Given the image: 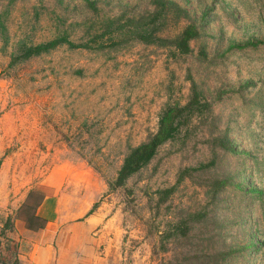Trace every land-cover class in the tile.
<instances>
[{
    "label": "rangeland",
    "instance_id": "obj_1",
    "mask_svg": "<svg viewBox=\"0 0 264 264\" xmlns=\"http://www.w3.org/2000/svg\"><path fill=\"white\" fill-rule=\"evenodd\" d=\"M161 7L159 42L87 43ZM188 25L198 35L175 54ZM58 34L87 48L13 60L22 44ZM191 84L207 111L109 189L126 152L188 101ZM57 205L97 218L104 264H264V0H0L3 264L16 258V229L40 227L41 208ZM194 213L202 220L174 234Z\"/></svg>",
    "mask_w": 264,
    "mask_h": 264
},
{
    "label": "trees",
    "instance_id": "obj_2",
    "mask_svg": "<svg viewBox=\"0 0 264 264\" xmlns=\"http://www.w3.org/2000/svg\"><path fill=\"white\" fill-rule=\"evenodd\" d=\"M159 15L163 16L162 7L158 8L155 13L147 15L146 17H138L134 20L126 19L123 22L117 21L116 28L103 30L100 34L92 36L87 43L97 44L98 48H112L128 41H139L145 44L159 42L161 39L156 36V22L158 21ZM121 29L123 32L120 33L119 31ZM197 35L198 32L192 25L186 26L174 40L172 51L178 55L188 54L189 42L196 38ZM63 45L69 49L87 48V44H84V42L83 44H73L68 40L65 34H58L54 38L44 42L28 45L22 44L20 53L15 56L13 60L23 61L32 57H38ZM207 109V102L196 90L195 86L191 84L188 101L183 106L166 107L158 116L156 131L145 142L130 148L126 152L114 180L108 185L109 189L112 190L122 187L129 177L148 164L160 145L167 141H172L179 133L180 128L184 127L193 115L201 114L207 111ZM201 167L202 166L187 168L183 170V172L186 173L187 171ZM173 190L174 186H171L159 193L167 197ZM91 211L92 209L88 211V214H90ZM202 218V213L188 215L187 219L176 222L172 227V231L174 234L184 237L188 230L186 226L187 221L196 223L200 222ZM0 264H3L2 261H0ZM12 264H18L16 258Z\"/></svg>",
    "mask_w": 264,
    "mask_h": 264
},
{
    "label": "crops",
    "instance_id": "obj_3",
    "mask_svg": "<svg viewBox=\"0 0 264 264\" xmlns=\"http://www.w3.org/2000/svg\"><path fill=\"white\" fill-rule=\"evenodd\" d=\"M41 209L40 215L37 214L43 220L41 227L16 229L18 264H104L107 261L97 253L98 240L93 235L97 232L98 220L94 215L84 216L80 221L68 218L71 210L58 205L53 209L48 206L47 211Z\"/></svg>",
    "mask_w": 264,
    "mask_h": 264
}]
</instances>
